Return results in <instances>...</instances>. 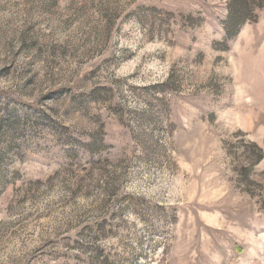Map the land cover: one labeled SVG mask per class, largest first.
Returning a JSON list of instances; mask_svg holds the SVG:
<instances>
[{
    "label": "rangeland",
    "instance_id": "374dc122",
    "mask_svg": "<svg viewBox=\"0 0 264 264\" xmlns=\"http://www.w3.org/2000/svg\"><path fill=\"white\" fill-rule=\"evenodd\" d=\"M231 1L0 0V264H264V0L227 41Z\"/></svg>",
    "mask_w": 264,
    "mask_h": 264
},
{
    "label": "trees",
    "instance_id": "16d2710c",
    "mask_svg": "<svg viewBox=\"0 0 264 264\" xmlns=\"http://www.w3.org/2000/svg\"><path fill=\"white\" fill-rule=\"evenodd\" d=\"M261 1V0H259ZM256 0H232L225 20L222 23V28L225 34V39L228 41L233 39L238 34L242 25L254 18L253 7ZM263 159L262 155L256 158L254 163L248 165L247 171L255 164Z\"/></svg>",
    "mask_w": 264,
    "mask_h": 264
}]
</instances>
